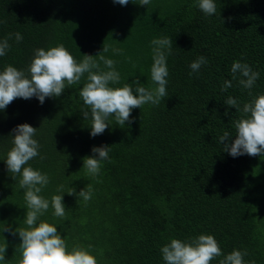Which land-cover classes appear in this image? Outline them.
I'll return each instance as SVG.
<instances>
[{"label":"trees","instance_id":"obj_1","mask_svg":"<svg viewBox=\"0 0 264 264\" xmlns=\"http://www.w3.org/2000/svg\"><path fill=\"white\" fill-rule=\"evenodd\" d=\"M214 2L217 12L207 16L196 0L149 5L129 0L126 6L114 0H0V40L13 34L10 49L0 56V71L12 65L29 75L38 48L63 45L80 62L85 54H99L105 43L104 55L117 62L121 75L112 87L139 78L155 88L151 41H173L167 96L159 105L133 109L130 125L120 127L110 118L103 134L90 135L91 119L83 118L79 96L86 75L43 104L36 97L17 98L0 110V244L7 241V264L21 259V239L3 229L26 226L25 189L5 160L13 147L12 130L22 123L38 128L40 156L26 166L50 178L40 195L50 200L63 194L58 191L63 185L66 219L54 217L51 207L41 219L57 226L69 250L86 248L98 264H166L160 249L172 238L211 234L224 255L238 249L247 252L246 264H264V156L233 157L219 142L225 131L231 138L224 143L234 142L233 124L241 116L225 100L232 96L243 108L252 99L238 79L221 91L232 80L235 61L260 73L252 91L264 94V0ZM16 32L23 36L19 43ZM200 56L207 63L190 76L189 66ZM103 145L110 146L109 160L98 176H87L83 158ZM88 184L93 195L87 203L67 193Z\"/></svg>","mask_w":264,"mask_h":264},{"label":"clouds","instance_id":"obj_2","mask_svg":"<svg viewBox=\"0 0 264 264\" xmlns=\"http://www.w3.org/2000/svg\"><path fill=\"white\" fill-rule=\"evenodd\" d=\"M115 3L126 6L129 0H114ZM133 3L149 5L151 0H132ZM205 15L211 16L217 12L214 0H196V5ZM2 23V21H0ZM13 34L0 40V56H4L10 49L9 40ZM17 43L23 40L21 33L14 34ZM153 63L150 69L151 81L155 88H147L139 82V78L131 84L125 83L122 87H112L119 84L121 75L116 70V61L104 55L109 51V46L104 43L103 50L97 55L85 54L82 61L76 58L63 46H54L47 50L38 48L35 50L27 72L8 65L0 71V110L6 109L15 99L38 98L43 104L48 97H59L64 90L72 85L81 83L82 78L86 82L79 91L84 108L83 118L91 119L90 135H101L111 124L110 118H114L116 124L124 127L126 122H133L132 110L141 108L146 104L159 105L162 98L167 96V56L172 54L173 41L169 37L155 38L151 41ZM116 54H122V50L113 49ZM131 59L130 57L128 58ZM207 60L200 56L190 64L191 76L199 72ZM103 64V68L101 67ZM106 69V70H105ZM232 80H226L221 91H227L232 87V81L238 79L239 85L248 90L252 99L240 107L238 100L229 96L225 103L234 106L241 113L239 119L234 121L235 140L229 141L231 134L225 131L219 137V142L224 145V150L233 157L240 155L264 156V94L253 95L252 89L259 79L260 73L254 71L247 63L235 61L231 67ZM135 85V87H133ZM227 115V112L225 113ZM38 128L29 123H22L12 130L13 147L8 151L6 164L8 171L16 179H19V187L25 189L26 202L25 227L11 229L5 226L3 231H10L12 235H19L21 243L18 250L21 259L18 264H98L95 254L86 248L73 246L69 250L66 240L60 234L55 224L42 220L51 207L52 215L66 219V207L63 203V185L58 191L63 194L53 195L46 199L40 193L50 183L46 173L34 169L28 165L29 161L40 156V144L34 137ZM110 146H93L94 155L83 158V167L86 175L96 177L100 174L102 162L109 160ZM44 157L41 156V159ZM69 195H77L78 200L85 203L91 200L93 188L88 184L79 193L72 188L67 191ZM7 241L0 244V262L7 264L5 253ZM91 248V246H89ZM162 258L166 264H211L214 259L223 256L219 264H246L244 256L247 252L233 250L227 255L211 234H201L189 241L172 238L169 243L160 249ZM102 254V253H101ZM254 264V262H253Z\"/></svg>","mask_w":264,"mask_h":264}]
</instances>
